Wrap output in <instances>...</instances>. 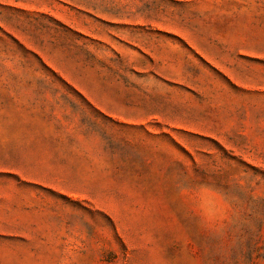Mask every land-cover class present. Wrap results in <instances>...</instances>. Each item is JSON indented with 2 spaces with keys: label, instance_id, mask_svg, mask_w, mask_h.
Instances as JSON below:
<instances>
[{
  "label": "rangeland",
  "instance_id": "rangeland-1",
  "mask_svg": "<svg viewBox=\"0 0 264 264\" xmlns=\"http://www.w3.org/2000/svg\"><path fill=\"white\" fill-rule=\"evenodd\" d=\"M0 264H264V0H0Z\"/></svg>",
  "mask_w": 264,
  "mask_h": 264
},
{
  "label": "trees",
  "instance_id": "trees-1",
  "mask_svg": "<svg viewBox=\"0 0 264 264\" xmlns=\"http://www.w3.org/2000/svg\"><path fill=\"white\" fill-rule=\"evenodd\" d=\"M40 63L43 65V63L40 61ZM44 66V65H43ZM45 67V66H44ZM46 68V67H45Z\"/></svg>",
  "mask_w": 264,
  "mask_h": 264
}]
</instances>
